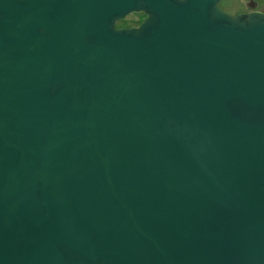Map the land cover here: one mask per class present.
Here are the masks:
<instances>
[{
	"label": "water",
	"instance_id": "water-1",
	"mask_svg": "<svg viewBox=\"0 0 264 264\" xmlns=\"http://www.w3.org/2000/svg\"><path fill=\"white\" fill-rule=\"evenodd\" d=\"M0 0V264H264V13Z\"/></svg>",
	"mask_w": 264,
	"mask_h": 264
},
{
	"label": "flooded vegetation",
	"instance_id": "flooded-vegetation-1",
	"mask_svg": "<svg viewBox=\"0 0 264 264\" xmlns=\"http://www.w3.org/2000/svg\"><path fill=\"white\" fill-rule=\"evenodd\" d=\"M111 4L112 11L121 12L115 25L117 28H134L141 26L151 12L168 10H185L183 3H201V0H106ZM220 8L237 15L241 13H264V0H220Z\"/></svg>",
	"mask_w": 264,
	"mask_h": 264
}]
</instances>
